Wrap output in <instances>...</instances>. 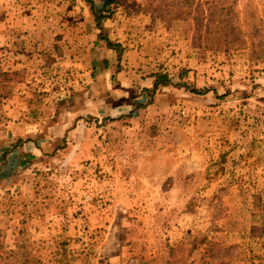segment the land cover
Instances as JSON below:
<instances>
[{
	"label": "rangeland",
	"instance_id": "374dc122",
	"mask_svg": "<svg viewBox=\"0 0 264 264\" xmlns=\"http://www.w3.org/2000/svg\"><path fill=\"white\" fill-rule=\"evenodd\" d=\"M103 6L0 0V264H264V0ZM101 34L103 105L172 85L150 115L79 119L94 146L52 142L63 103L99 99Z\"/></svg>",
	"mask_w": 264,
	"mask_h": 264
},
{
	"label": "crops",
	"instance_id": "0c3cea01",
	"mask_svg": "<svg viewBox=\"0 0 264 264\" xmlns=\"http://www.w3.org/2000/svg\"><path fill=\"white\" fill-rule=\"evenodd\" d=\"M95 13L98 12L95 11ZM113 53L114 51L109 50L107 48V53H104L103 63L101 64L100 69L95 74L96 85L92 86L91 90L93 91L94 98L96 96L99 99L96 102L92 100L89 104L86 103V106H81V103L83 102L80 101L79 96L75 98L74 103H72L71 105L69 104L70 106L66 103L65 104L63 103L60 107L59 116L55 118L54 122L52 123V127L50 128V131H48L47 133L49 135H46V138L48 140L56 143L62 140H69L73 143L75 142L79 144L83 143V146L87 144H91L92 146H94L97 140L96 138L93 137L92 138L89 137L86 139L81 138L83 137L80 134L81 129L83 127L85 128L86 125L84 126V124H80L81 121H79V119L84 118L87 115L96 117L100 120L105 118H111V119L122 118L125 115L132 118H136L137 116H142L147 114L150 115V113L153 111L155 104L151 105L148 103V95H150L151 91L154 90V86L156 82L155 77L148 78L146 80V83L142 86L141 89L143 91L141 97L137 100H134L133 103H129L127 107L125 106V104L122 103L116 104V106L114 107L113 106L108 107L102 104L101 95L105 91L108 74H112L114 69L113 59L115 58V56ZM160 88H166V87H160ZM81 91L82 89H80L79 92ZM117 96L120 97L121 95H117ZM82 132L84 133L85 131L82 130ZM66 135H69L70 137L67 138ZM17 151L15 150V153L18 154L19 159H22L23 154H29L35 157L36 159H38L43 152V150L40 149L39 146L37 145H34V149H31L27 153L23 152L22 149H19ZM1 159H4V157L1 156Z\"/></svg>",
	"mask_w": 264,
	"mask_h": 264
},
{
	"label": "trees",
	"instance_id": "16d2710c",
	"mask_svg": "<svg viewBox=\"0 0 264 264\" xmlns=\"http://www.w3.org/2000/svg\"><path fill=\"white\" fill-rule=\"evenodd\" d=\"M113 4V0H104V6H103V12L105 13V11L107 10V8L109 6H111ZM91 8L94 9V6L91 5ZM95 12V11H94ZM103 15H98V13H95V18L96 21L100 24V21L102 19ZM99 30L102 32L101 30V26H98ZM100 39L106 44L107 48L109 50H112L114 52H116L117 54H121L120 47L118 45H115L114 43H112L108 38L104 37L102 34L100 35ZM156 82H155V86H154V91H157L160 87H169L172 85L171 79L167 76V75H157L156 77ZM195 94H201V93H197V91H194ZM27 161H32L34 159H36L35 157L29 155V154H23L22 155V162H21V166L23 168H26V164L23 163L24 160ZM213 249V248H212ZM211 249L210 254L213 256V250ZM194 250V249H193ZM192 250V251H193Z\"/></svg>",
	"mask_w": 264,
	"mask_h": 264
}]
</instances>
